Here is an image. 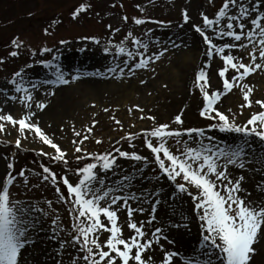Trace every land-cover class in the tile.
I'll return each instance as SVG.
<instances>
[{
  "label": "snow or ice",
  "instance_id": "obj_1",
  "mask_svg": "<svg viewBox=\"0 0 264 264\" xmlns=\"http://www.w3.org/2000/svg\"><path fill=\"white\" fill-rule=\"evenodd\" d=\"M209 3H213V0H209ZM90 7V4L82 3L73 12V19L86 13ZM201 17V24L191 25L195 33L202 38L205 45L204 56L208 60L194 80L195 87L204 101L199 115L213 122L209 125V131L241 134L248 139L242 140L236 146H214L212 144L214 137L206 135L204 128L173 129L169 123L155 125L156 117L154 116H141L140 119L154 122L152 129L143 133L129 132L121 139L129 142V147L135 149L136 145L132 141L142 134L145 147L153 156L151 163L158 166L159 172L172 182L174 189L167 196H164L162 185L151 191L138 190L137 194L130 191L133 182L137 179L136 175L124 172L113 181L111 186H108L101 173L117 175L116 169L120 168L117 161L124 158L142 165L136 169V173H139L142 179L144 168L149 164V158L136 151H123L119 147L115 148L114 153L91 155L85 153L80 145L88 139L98 123L94 121L92 126L87 128V134H84L82 139L72 141L76 145L75 153L81 154L76 157L78 161L85 159L94 161L77 170V175L82 176L78 183L73 185L67 176L58 177L49 167H42L40 174L42 181L55 186L58 200L70 205L68 212L72 224L71 232L67 235L71 236V239L61 238L60 234L65 230L60 227L59 215L51 221L50 231L53 236L49 239H56L59 249L55 264H64L65 256L69 264H130V262L131 264H213V257L219 260L220 264H258V258L264 256V245L261 244L264 241V201L249 200L251 192L242 187L246 180L245 175L233 176L229 172V166L244 170L247 164L259 162L262 179L255 187L258 192L264 193V156L257 155L250 143L251 138H258L264 150V100L254 101L261 111L253 112L243 125L236 123L235 114L231 109H228L226 114L217 107L221 98L232 92L234 88L242 92L244 103L240 105V114H243V108L253 107L251 97L255 86H250V83L245 81L255 73H264V0H223L214 18L204 13H201ZM122 19L125 22L128 21L127 16ZM182 19L183 24L180 27L189 24L191 17L187 10L182 12ZM147 22L145 19L134 18L136 25ZM108 27L111 28V25ZM115 31L119 32L120 29L117 28ZM45 34H49L47 29ZM92 39L95 44H100L99 39ZM126 39H131L135 52L128 49L123 41L119 44H112L109 41V46L104 48L106 53L114 48L116 55H126L128 58L123 61V66L118 63L115 67L110 66L107 69V72L117 79L124 78L125 69L128 70L129 76L135 75L137 69H147L149 64L159 61L169 50L165 47L159 52L146 55L149 47L147 43L134 37L131 31L127 33ZM220 41L224 42L220 43ZM11 43L16 50L11 51L9 55L17 57L23 42L17 37ZM61 43L69 42L64 40ZM170 44L174 48L182 46L176 40H170ZM234 50L244 52L245 56L234 54ZM50 52H52L51 48L43 47L40 55ZM31 54L33 57L37 55L34 51ZM137 57L139 59L135 65L129 67V60H137ZM213 58H218L222 62V66L217 70V75L222 81V90L213 89L210 83L208 69L211 68ZM245 58L248 60L247 63ZM3 63L4 60L0 59V64ZM37 63L43 64L45 68L54 67V79L39 83L29 80L28 86H25L24 70L16 71L7 82L13 86L15 94L9 95L5 87H0V95H4L8 101L19 100L28 111L17 119L11 112H5L4 108L0 107V133L5 132L7 126L16 128L19 136L15 140V146L18 149L21 147V140L28 139L26 133H31L44 145L54 150L53 153L41 151V155L67 165V153L42 130L39 122L34 120L36 112L31 109L33 105L40 111L48 107L47 103L35 100V91H40L49 85H67L82 77L80 74H75L68 78L60 65H53L51 61L41 60ZM27 67L31 68L33 65L30 64ZM89 75L103 74L89 73ZM20 93L23 95H16ZM43 94L55 95V92L45 91ZM137 110L144 111L139 106ZM104 111L107 112L109 109L105 108ZM132 111L133 109L130 108L129 112ZM230 115L233 118L230 119ZM182 116L183 112L177 114L172 123L182 126L184 124ZM112 119L123 130L121 121L114 116ZM72 130L76 137L82 136V133L76 131L74 126ZM182 136L194 140L196 146H190L185 140L183 149H178L179 155L174 154L167 146L168 141L175 138L179 144L178 138ZM154 140L158 143L154 144ZM205 140L209 143L206 144ZM96 143L99 144L102 141L97 140ZM116 143L119 144L120 140ZM249 151L252 153V158L246 161ZM161 154L164 158H161ZM7 167L10 171L6 174V179L0 181V264H21L22 250L36 243L33 232L38 234L43 230L40 227L42 218L48 217L50 212L31 202L13 199L10 189L16 183L17 175L11 171L14 168L12 163H9ZM18 176L23 178V183L27 186L29 180L25 172H19ZM178 178L183 183H177ZM154 179L158 183L160 177L156 176ZM60 182L66 187L70 198L65 197L61 192ZM192 188L196 190L195 193L190 191ZM183 195L192 200V212L199 221L201 235L198 245L192 249V252L181 257L179 250H171L176 241L169 237L168 230L190 231L191 217L181 211V219L175 220L173 216L176 209L172 208L173 216H168V208L172 207L170 200L182 198ZM45 203L48 209H52L51 200ZM133 203L137 206L133 207ZM145 204L148 205L147 209L144 207ZM125 209L127 215L125 223L133 233L127 238L122 231L123 225L118 224V212ZM52 211L55 210L52 209ZM145 211L148 214L145 219L137 221L133 218L134 214L143 215ZM163 217H168V220L172 221L167 227L164 226ZM105 232L109 235L101 241V235ZM161 241H165L169 247L166 248ZM70 248H76L83 254L82 257L69 253ZM157 249L161 253L159 261L154 258V255L149 254L155 253Z\"/></svg>",
  "mask_w": 264,
  "mask_h": 264
},
{
  "label": "rangeland",
  "instance_id": "obj_2",
  "mask_svg": "<svg viewBox=\"0 0 264 264\" xmlns=\"http://www.w3.org/2000/svg\"><path fill=\"white\" fill-rule=\"evenodd\" d=\"M222 2L223 0H213L211 4L209 0H0V59L4 60V63L0 64V87H5L9 95L15 94L13 86L7 82L16 71L21 69L25 73V86H28L29 80L39 83L54 79L55 68H45L43 64L37 63L41 60L51 61L53 65L59 64L68 78L75 74H80L82 77L67 85H49L40 91H35V100L47 103L48 107L40 111L33 105L31 109L36 112L34 120L39 122L42 130L67 153V165L52 161L46 155H41V151L53 153L54 150L44 145L31 133H26L28 139L21 140L19 149L15 146V140L19 136L16 128L7 126L6 131L0 133V181L6 179V174L10 171L7 165L12 163L14 168L11 171L17 175V181L10 189L13 199L31 202L50 212L48 217L42 218L40 227L43 230L38 234L33 232L36 243L22 250L21 264H55L56 253L59 250L58 241L54 238L49 239V237L53 236L50 231L51 221L56 215L60 216V227L65 230L60 234L61 238L71 239V236L67 235L71 232L72 224L68 212L70 205L58 200L55 186L42 181L40 174L42 167H49L58 177L67 176L73 185L78 183L82 176L77 175V170L83 168L90 161L76 159L81 154L75 153L76 145L72 141L82 139L83 135L87 134V128L92 126L94 121H98V123L89 134L88 139L80 145L85 153L89 155L114 153L115 148L119 147L123 151H136L149 158V164L144 168L142 179L140 174L136 173V169L142 165L124 158L117 161L120 165V168L116 169L117 175L101 173L108 186H111L113 181L117 180L119 175L124 172L136 175L137 179L133 182L130 191L137 192V194L138 190L151 191L162 185L164 196H167L174 189L172 182L159 172L158 166L151 163L153 156L150 150L145 147L142 134L132 141L136 145L135 149L129 147V142L121 139L129 132L143 133L152 129L154 122L140 119L141 116H154L156 117L155 125L169 123L173 129L204 128L206 135L214 137L212 141L214 146H236L242 140L248 139L241 134L221 133L218 130L209 131V125L213 122L199 115L204 101L199 90L195 87L194 80L208 60L204 56L205 45L202 38L195 33L191 25L202 23L201 13L214 18V14ZM82 3L90 4L91 7L86 13L73 19V12ZM184 10L188 11L191 20L188 25L180 27L183 24L182 12ZM124 16L128 17L127 22L122 19ZM134 18L145 19L148 22L136 25ZM109 25L111 28L108 27ZM117 28L120 29L119 32L115 31ZM45 29L49 34H45ZM129 31L133 33L134 37L140 38L143 43L148 44L146 55L159 52L165 47H168L169 50L159 61L149 64L147 69H137L135 75L132 76H129L128 70L125 69L124 78L117 79L109 74L107 69L110 66L115 67L118 63L123 66V61L128 58L126 55H116L114 48L109 53H106L104 48L109 46V41L112 44H119L123 41L128 49L135 52L136 49L131 39H126ZM195 36L203 50L202 56L194 60L191 51L193 43L191 42ZM17 37L23 42V46L18 50L17 57H11L9 53L16 50L11 42ZM92 38L99 39L100 44H95ZM64 40L69 43H61ZM170 40H176L182 46L174 48L171 46ZM223 42L220 41V43ZM43 47L51 48L52 52L44 53L41 56L40 51ZM33 51L37 53L35 57L31 54ZM234 54L245 56L244 52L235 50ZM54 57H58V59H54ZM138 59L139 57L137 60H129V67L134 66ZM186 59L192 64L196 63L197 66L191 70L189 76H186L188 85L186 90H182L176 72L180 71V67L183 66ZM245 62H248L247 58H245ZM30 64L33 67L28 68L27 66ZM81 66L84 69L79 70ZM221 66L222 62L218 58L212 59L211 68L208 71L213 89L222 90V81L217 75V70ZM89 73H102L103 75H89ZM90 77L92 78L88 79ZM260 80L263 83L262 87L258 83ZM245 82L250 83V86H255L251 97L252 108L245 107L242 109L243 114H240V105L244 101L242 92L237 88L223 96L217 104V107L226 114H228L227 110L231 109L235 114L236 123L240 125L246 123L253 112L261 111L254 101L256 99L264 100V73H255ZM45 91H54L55 95L45 96L43 94ZM16 95L22 96L23 94ZM137 106L143 108L144 111H138ZM0 107H3L5 112H11L17 119L28 111L19 100L8 101L4 95H0ZM105 108L109 111L105 112ZM130 108L133 109L131 113L129 112ZM181 112H183L184 124L182 126L173 124L175 116ZM113 116L121 121L123 130L112 119ZM231 118L233 117L230 115ZM73 126L76 131L82 133L81 137L74 135ZM178 139L180 140L179 144L175 138L170 139L167 144L174 154L179 155L178 149H183L185 140L190 146H196L195 141L187 136ZM97 140H101L102 143H96ZM117 140H120L119 144L116 143ZM153 143L156 144L158 141L154 140ZM205 143L209 142L205 140ZM250 143L257 155L264 156V150H262L258 138H251ZM30 154L35 155L38 159ZM28 155V161L23 163L24 157ZM161 158H164L163 154H161ZM251 158L252 153L249 151L246 161ZM260 170L259 162L247 164L244 170L229 166V172L233 176L245 175L246 180L242 187L251 192L249 200L258 202L264 201V193L258 192L255 187L262 179ZM21 171H24L28 177L27 186L24 185L23 178L18 176ZM97 171L99 172V169ZM156 176L160 177L158 183L154 179ZM177 183H183V181L178 178ZM59 187L64 196L70 198L62 182L59 183ZM190 191L196 192L194 188ZM48 200L53 202L54 212L52 209H48L45 203ZM169 203L172 207L168 208V216H173L172 208H175L176 213L173 216L175 220L181 219V211L191 217L190 231L168 230L169 237L176 241L171 250H179L180 256L183 257L186 253H191L192 249L198 245L201 235L199 221L192 212L193 203L190 197L183 195L182 198L170 200ZM132 206L136 207L137 205L133 203ZM144 207L147 209L148 205L145 204ZM147 215V211H145L143 215L134 214L133 218L140 221ZM118 217V224L123 225L122 231L125 238L130 237L133 233L125 223L126 209L118 212ZM163 219L165 227L172 222L168 220V217H163ZM180 233L185 234L192 243L185 242L184 246H180L179 240H177ZM72 235L75 234L72 233ZM108 235L106 232L103 233L101 241H104ZM161 243L166 248L169 247L165 241H161ZM261 244L264 245V241ZM153 247L155 248V245ZM68 252L80 257L83 255L76 248H70ZM155 253H159L160 258L161 253L158 249ZM64 264H69L67 256L64 257ZM213 264H220V261L213 257ZM258 264H264V256L258 258Z\"/></svg>",
  "mask_w": 264,
  "mask_h": 264
},
{
  "label": "bare ground",
  "instance_id": "obj_3",
  "mask_svg": "<svg viewBox=\"0 0 264 264\" xmlns=\"http://www.w3.org/2000/svg\"><path fill=\"white\" fill-rule=\"evenodd\" d=\"M191 43H193L192 44V46H191V51H192V58L195 60V59H199V57H201L202 56V50H203V48H202V46H201V44H200V42H199V40H198V38L195 36L193 39H192V42ZM197 66V64L195 63V64H192L188 59H186L185 61H184V64H183V66L182 67H180L181 69H180V71L179 72H176V75L178 76V78H179V82L181 83V85H179L180 86V88L182 89V90H186V87H187V85H188V80H186V76H189V74H191V70H193L195 67ZM82 69H84L83 68V66H81V69H79V70H82ZM88 69V68H87ZM89 71V70H88ZM92 77H90V78H88V79H91ZM185 80H184V79ZM183 79V80H182ZM93 82H94V80H93ZM259 84H261V87H262V85H263V83H262V80H260L259 82H258ZM189 237V236H188ZM177 240H179V245L180 246H184V243L185 242H187V244H191L192 243V241L191 240H189V238H187L186 237V235L185 234H183V233H180V235H179V237L177 238ZM152 255H154V258L156 259V260H159V253H151Z\"/></svg>",
  "mask_w": 264,
  "mask_h": 264
},
{
  "label": "trees",
  "instance_id": "obj_4",
  "mask_svg": "<svg viewBox=\"0 0 264 264\" xmlns=\"http://www.w3.org/2000/svg\"><path fill=\"white\" fill-rule=\"evenodd\" d=\"M30 155H32L35 159H38V157H36L35 155H33V154H30ZM28 159H29V155L28 156H26V157H24V162L23 163H25V161L27 160L28 161ZM85 162H87V161H90V162H92L91 160H89V159H86V160H84ZM33 163H34V161H32ZM38 162V161H37ZM75 234V233H74Z\"/></svg>",
  "mask_w": 264,
  "mask_h": 264
}]
</instances>
